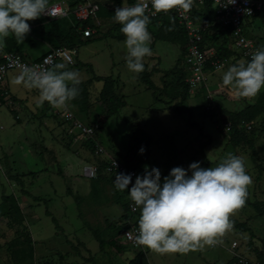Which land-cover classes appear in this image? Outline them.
I'll list each match as a JSON object with an SVG mask.
<instances>
[{"label":"rangeland","instance_id":"obj_1","mask_svg":"<svg viewBox=\"0 0 264 264\" xmlns=\"http://www.w3.org/2000/svg\"><path fill=\"white\" fill-rule=\"evenodd\" d=\"M54 1L47 0V3ZM61 1L81 3L85 0ZM88 1L99 6L96 18L91 20L92 29L96 31V34L88 39L83 36L79 37L80 42H77L76 45L77 65H90L94 74L99 77H118L121 86L117 93L125 101V107L119 111V115L109 118L104 129L94 133L95 141L109 155L112 154L116 157L112 151L123 155L126 153L128 145L127 134L131 129L130 124L139 126L151 137L149 164L151 167L159 168L163 176H167L170 169L176 166L187 169L192 162L199 161L202 166L207 161L208 167H215L229 154L239 156L243 159L246 172L252 181L247 186L250 202H264V114L251 124V130H245L257 152L256 163L260 168H256L250 158L249 148H235L228 143L227 139L230 135L227 136L228 134L222 130L225 117L219 111V108H224L229 112L242 110L246 105L253 104L264 88H261L254 97H235L231 88L223 85L222 77L224 72L236 61H233L231 65L225 64L232 61L223 62L222 70L209 75L206 79V88L214 97L215 108L208 114L204 113L206 100L201 89H198L194 95L189 96L184 104L177 107L178 111L187 110V113L178 114L174 110L175 102L167 99L165 93L166 91L179 90L177 76L164 77V74L173 68L179 57V47L166 42H155L151 49V56H145L143 60L149 71L155 66L158 70L151 76V81L159 89L155 93L158 101L156 102L153 92L147 91L144 85L137 82V73L127 67L125 40L119 41L112 36L113 23L116 22L114 13L118 7L117 4L113 0ZM48 24L43 23L45 28ZM64 25L69 27V22L66 21ZM252 25V29L256 30L257 35H251V40L257 43L260 48L264 47V19H254ZM150 34L149 47L153 42L152 32ZM28 38L29 36L26 35L23 43L20 42L22 49L24 45L27 47L26 39ZM84 40L87 42L85 43ZM1 49L2 47H0V52ZM208 49H215V47L210 45ZM35 53L36 51L33 52L34 55ZM27 55L31 57V54ZM218 60L223 61L224 59ZM67 67V70L78 72L80 82L86 84L89 89L91 103L89 117H84L72 106H65L88 125L87 123L91 121V118L94 119L97 112L95 102L102 83L98 81L89 83L91 75L87 71L79 70L77 66ZM177 70H180L184 76L187 75L182 63ZM53 71L63 70L57 68ZM20 76L10 73L7 76L6 84L0 88L2 92L0 105L6 104V107H0V264H13V261L17 264H93L87 261L91 257L95 264H125L126 259H123V256L116 251L117 249L109 243V236L112 235V232L108 226L110 222L116 229L124 226L125 219L123 220L122 216L124 214L128 216L127 210H123V205L127 202L126 195L122 196V201L118 205L110 202L111 200H107L106 197L100 199V205L92 201L90 181L82 174L84 167L90 165L86 160L85 152L87 151L90 156H95L94 152L86 147L88 144L82 141L79 144L75 143L77 145H72L71 135L63 124L65 121L64 115L61 113L63 106L54 107L59 116L56 123L48 114L50 108H42L43 113H41L32 105L30 99L25 108H30L31 111L18 109L24 106L20 100L25 99L27 93L25 91L33 90L34 96L40 97L39 90L26 86L23 80L16 83ZM68 83L71 84V82ZM24 87L26 89H22ZM7 90L16 98V106L12 104L15 99L12 100L11 96H8ZM44 104L47 106L49 103L44 101ZM30 112L33 114L31 115ZM15 116L19 117V122L15 120ZM189 116L192 123H196L202 128L203 135H207L211 139L210 145L203 149L202 155L199 153V145L205 142V139L200 136L199 130L187 125ZM54 124L56 128H53ZM57 127L60 128V131ZM47 132L49 136L43 138ZM87 142L94 141L90 139ZM68 146L71 148L68 149ZM6 155L10 156L11 168L15 173L36 174L35 177L24 178V189L31 197L22 196L20 188L6 177L3 168V157ZM2 196L18 198L21 209L19 218L25 222L28 228L26 235L30 234L35 249L37 248L42 254L32 248L31 260L27 256L21 258V242L24 234L19 226L8 220L6 214L4 215L6 206L1 202ZM32 197H38L43 201L36 202ZM112 200L115 202L114 197ZM262 209L263 216L258 217L254 210L245 203L229 214L230 219L247 222L255 238H259L256 241H252L246 233H239L230 227L215 238L214 247L200 242L186 252L165 253L157 252L143 245L136 249L128 245L125 247L130 248L129 256L135 254V251H143L149 264H226L237 253L231 248L233 242L236 241L241 245L238 254L242 256L243 261H246L247 264H264L258 262L254 254L255 251H261L264 256V206ZM46 211L56 219L60 230L55 227L51 218L46 216ZM96 212L101 215L102 219ZM103 218L109 221L104 222ZM85 224L99 231L104 241L103 252H100L97 241ZM119 242L125 244L121 238H117L118 245ZM120 246L122 247L121 244ZM11 248H14V251ZM236 264L241 263L237 262Z\"/></svg>","mask_w":264,"mask_h":264},{"label":"clouds","instance_id":"obj_2","mask_svg":"<svg viewBox=\"0 0 264 264\" xmlns=\"http://www.w3.org/2000/svg\"><path fill=\"white\" fill-rule=\"evenodd\" d=\"M148 2L156 13L173 8L188 12L194 0ZM148 2L138 0L131 6L117 7L114 13V20L126 37L127 67L135 73L144 71L143 60L152 54L148 46L151 41L148 29H153L147 27ZM234 3L235 0H229L228 5ZM46 5L47 0H0V47L10 34L23 43L30 32L28 21L39 18L47 10ZM22 80L26 86L39 90L41 102L47 101L53 107L64 106L79 95L80 79L76 71H36L25 66L16 83ZM222 83L231 88L235 97L256 96L264 88V47L258 48L247 63L230 66ZM144 152L141 146L139 154ZM251 182L243 159L232 154L215 167H202L195 161L187 169L173 167L162 178L159 168L145 166L134 183L133 174L123 172L116 173L113 181L118 190L128 191L140 209L137 243L160 253L186 252L200 242L215 244V238L231 227L229 214L245 204Z\"/></svg>","mask_w":264,"mask_h":264},{"label":"trees","instance_id":"obj_3","mask_svg":"<svg viewBox=\"0 0 264 264\" xmlns=\"http://www.w3.org/2000/svg\"><path fill=\"white\" fill-rule=\"evenodd\" d=\"M115 4H120V0H113ZM136 0H128L126 3H133ZM121 5V4H120ZM119 5V6H120ZM193 15L195 17V20L200 23H208L212 21L213 18V12L211 10L210 2H206L204 7L201 9L192 8ZM263 18V17H261ZM30 23H36L39 24L38 27L43 28L45 27L43 24H40L38 21V18L35 20H31ZM89 25L92 27L91 21L84 23L83 27H86ZM77 27V25H76ZM121 25L118 23L116 25H113L112 27V36L119 40L123 41L126 39L125 35L120 31ZM156 31L152 32V38L153 42L150 46L152 49V46L155 42L161 41L166 42L172 45H177L179 47V57L177 58L174 66L172 69H170L168 72L164 74V77L167 76H177V87H179L178 91H171V92H165L167 99H169L171 102L174 103V110L178 114H184L187 113V110L185 111H178L177 107L184 104L189 97V87L184 82V74L177 70L178 66L180 64L184 63V57L186 55V46H187V40L185 37V34L181 27L178 25L176 19L172 16V14L169 12L166 16L162 18L161 25L159 27H155ZM79 33L76 32L75 28L71 27L68 29L66 34L61 37L59 40L60 44L56 48L59 47H65L68 49H76L77 42H80L77 35ZM221 34H219L218 31L213 32H207L203 35V45L207 48H210V45H213L216 49V56L215 59H230L233 56L232 51L229 48H223L222 46L217 47L216 42L221 38ZM226 38V37H225ZM227 39V38H226ZM87 42L86 40L84 41ZM17 39L14 35L10 34L9 37H6L4 39V49L6 53H17L16 47H17ZM209 43V45H206ZM226 43V42H225ZM233 62V61H232ZM145 65V64H144ZM79 70H85L91 75V79L89 80V83L92 81H98L102 83L101 90L99 91L97 97L95 106L97 108V112L94 116V119L91 118V121L87 123L89 126H97V132L100 130L102 131L105 127L106 121L114 116L119 115V111L125 107V101L122 96L118 95V91L120 89V80L118 77L114 78L112 76L107 77H99L96 76L93 72V69L88 64H81L77 65ZM53 71V70H52ZM158 70L152 68L150 71L148 70L147 66L145 65L144 71L137 73L136 79L137 82L145 86V89L147 91H152L153 96L155 97L154 100L156 102V96L155 93L157 90H159L155 84L151 81L150 77L153 73H157ZM71 85V84H70ZM79 88V95L74 99L66 103L71 105L72 107L76 108L78 112H80L84 117H89V113L91 110V103H90V92L86 84L81 83L77 86ZM165 91V90H163ZM0 95H2L1 89H0ZM0 101H2V98H0ZM68 105V106H69ZM189 111V110H188ZM219 111L221 115L225 117V120L230 124L231 131L228 134V143L235 147H247L250 149V158L256 168H260L259 165L256 163V156L257 152L255 151L252 140L248 138V136L245 133L246 128L244 126H251L252 123H254L260 116L264 114V91H262L253 104L246 105L242 110L238 112H229L224 109L219 108ZM207 113L208 112H205ZM187 125L189 127H194L197 130H199L200 136L205 139V142H202L199 145V153L202 155L203 149L210 145L211 139L207 135H203L202 128L196 124L192 123L190 116L187 121ZM131 129L129 130L127 136H128V145L126 149V153L124 156H116L117 159L122 160L129 168L135 170L139 175L143 174L145 166H149V157L151 155L150 145H151V137L149 134H147L144 130L140 129L138 126L130 124ZM251 130V128L249 129ZM88 144L86 147H88L91 151L94 152V145L91 142H86ZM143 146L145 148V152L143 154H139V149ZM209 163L205 161V163L202 165V167H208ZM3 168L4 172L6 174V177L9 181L14 182L19 188L22 196H28L31 197L25 190H24V184H23V178L25 176H34V173L29 174H16L13 172L9 165V161L7 156L3 157ZM100 170H103V165H100ZM164 176L162 175V178ZM259 178L257 177V180ZM125 195L126 193L122 191ZM14 199V200H13ZM11 198L9 196H2L1 202L6 206L4 215L6 214V218L8 220L13 221V223L20 227L22 230V234H24L22 244V257L25 258L26 256L31 260L32 258V243L30 241V234L28 233V228L26 227L24 221L19 218V212L20 208L15 198ZM32 199L36 202L43 201L42 199L38 197H32ZM78 202V201H77ZM245 203L248 207L252 208L255 212V214L258 217L263 216V209L262 206H264V202L254 201L250 202L249 200V192L247 191V196L245 198ZM123 210H127L128 216L124 214L122 216L124 222L129 221L133 216L128 211L127 205H123ZM47 217L51 218L52 223L55 225V227L60 230L56 219L48 212H45ZM231 223V227L235 230H237L239 233H246L249 238L255 239V235L253 234L252 230L247 226V223L239 222L234 219H229ZM124 226L121 228L114 229L108 226L109 230L112 232L111 240L109 243L113 245L114 248L119 250L121 248L120 245H118L115 241V238L119 236L121 233H123L126 229L129 228V224L125 223ZM86 228L91 231L93 237L97 241L99 245L100 252H103L104 247V241L101 238V235L97 229H94L90 227L88 224L86 225ZM114 232V233H113ZM262 242V241H261ZM1 248V244H0ZM239 247L235 250H238ZM238 253V252H237ZM255 258L258 262L264 263V256L261 251H255ZM14 257V256H13ZM87 261L92 262L93 264V258H88ZM239 262L238 259L232 258L228 263L226 264H236ZM13 264H17L16 262ZM47 264V263H46ZM126 264H149L146 258V255L144 252L139 251L134 255L132 259H130Z\"/></svg>","mask_w":264,"mask_h":264},{"label":"built area","instance_id":"obj_4","mask_svg":"<svg viewBox=\"0 0 264 264\" xmlns=\"http://www.w3.org/2000/svg\"><path fill=\"white\" fill-rule=\"evenodd\" d=\"M210 2L211 10L213 12V18L211 22L200 23L195 20L192 8L204 7L206 2ZM136 0L133 3H125L122 6H131L137 3ZM148 2V0H146ZM229 0H194L193 6L190 11L184 12L179 8H173L168 12H154L151 3L148 2V8L146 14L150 15V23L148 28H155L161 25L162 18L169 12L176 19L178 25L183 30L186 40V55L184 57L183 66L187 75L184 78V82L189 87V95H194L198 89L204 94L206 100V106L204 111L210 112L215 108L214 97L206 88V79L209 75L222 70L224 63L227 60L219 61L215 59L216 49H208L203 45V35L207 32L218 31L221 34V38L216 42L217 47L229 48L232 53V61L247 63L252 54L260 48L257 43L250 40L243 31V23L247 19L256 17H264V0H235L234 4H229ZM47 10L39 17L44 23L54 22L57 20H69L74 21L72 27L76 32L81 34L85 39L90 38L96 34V31L86 26L84 23L96 18L99 11V6L96 3L85 0L73 8H69L60 2H55L49 6H46ZM250 10V11H249ZM77 25V27H76ZM227 39H226V38ZM226 42V43H225ZM253 42V43H252ZM57 63H62L65 66L75 67L76 62V49H68L65 47H59L48 51L37 61H30L28 58L22 57L14 53H6L1 50L0 52V84L5 83L7 76L10 73L23 75V69L25 66L31 67L36 71H52ZM65 106V105H64ZM62 107L61 113L64 115V126L70 135L73 136V143L80 141L86 143L90 139L94 142V154L98 158V162L85 166L82 176L86 179H94L100 169V165H103V171L115 178L116 173H132L133 183L135 176L139 175L135 170L129 168L122 160L117 159L112 154L109 155L96 141L94 133H97L98 127H90L83 123L71 109L68 107ZM94 128V129H93ZM249 130V126H244ZM222 130L229 134L231 131L230 124L223 119ZM94 135V136H93ZM131 184L129 188H131ZM126 193V205L131 216H136L140 209L135 205L134 201L130 198L127 190ZM129 224V228L126 229L121 239L132 248H139L136 241L138 235V227L136 222L131 220L126 222ZM214 247L215 244L210 245ZM231 248L233 250L238 248L236 242H233ZM234 258L239 260L241 264H247L243 261L240 254H234Z\"/></svg>","mask_w":264,"mask_h":264},{"label":"crops","instance_id":"obj_5","mask_svg":"<svg viewBox=\"0 0 264 264\" xmlns=\"http://www.w3.org/2000/svg\"><path fill=\"white\" fill-rule=\"evenodd\" d=\"M128 0H126L125 2L123 1V0H120V4L122 5V4H125L126 2H127ZM55 2H60V3H63L65 6H68L69 8H73L75 5H77V4H79L78 2H73V3H64V2H62L61 0H55L54 2H52V3H47V5L46 6H49V5H51V4H53V3H55ZM119 4V5H120ZM118 4H117V6H119ZM117 8V7H116ZM197 9H201L202 10V7H199V8H197ZM264 19V18H261V17H256V18H252V19H247V20H245L244 21V23H243V31H244V34L251 40V35H257V32H256V30H254V29H252V24H253V20L255 19ZM38 21L40 22V24H43L44 22L43 21H40V19L38 18ZM69 22V27H66L64 24H65V22ZM28 23L30 24V32L27 34L28 36H29V38L28 39H26L28 42H27V47H25V45H24V47H23V49L21 48V44H20V42L18 41V43H17V47H16V50H17V53H19L18 55H20V56H22V57H25V58H28L30 61H37L40 57H42L44 54H46L48 51H50V50H52V49H55L57 46H58V44H60V42H59V40L61 39V37L62 36H64L65 34H66V32L68 31V29L69 28H71L72 27V23L73 22H71V21H69V20H57V21H54V22H49V24L47 25V27L45 28V27H43V28H40V27H38V25L39 24H36V23H30V21H28ZM74 24V23H73ZM91 24H92V22H91ZM116 24H118V22H115V23H113V25H116ZM88 27H90L89 25H87ZM92 27H93V24H92ZM92 27H90V28H92ZM152 30H154V31H152ZM148 31L149 32H155L156 31V28H153V29H148ZM77 35H79V34H77ZM10 36V35H9ZM8 36V37H9ZM81 34H80V36H78V39H79V37L81 38ZM58 38H59V40H58ZM79 41H80V39H79ZM85 41V40H84ZM152 41H153V38H152ZM157 42H161V41H157ZM25 43V42H24ZM2 48L4 49V44H3V46H2ZM5 50V49H4ZM34 51H36V53H35V55L33 54V52ZM27 54H31V57H29ZM177 60V59H176ZM230 61H232V59L230 58V59H228L226 62H230ZM156 63V62H155ZM154 63V64H155ZM238 63H240V62H234V64H238ZM231 64H233V62H230V63H226L225 65H231ZM59 65H63L64 67L62 68V70L63 71H65V70H67V66H65L64 64H62V63H57V65H56V67L54 68V70H57V68H59L58 66ZM154 67V66H153ZM157 67L155 66L154 67V69H156ZM152 76V75H151ZM150 79H151V77H150ZM6 84V81H5V83H3L2 85H5ZM2 85H0V88H1V86ZM145 87V86H144ZM22 89H26L25 87L24 88H22ZM8 91V90H7ZM25 92H27L26 93V95H25V99L23 100V99H21L20 101L23 103L22 105H24L23 107H20V108H18V109H25V110H27V111H31V109L29 108H25L26 107V105H27V103H28V100L30 99V100H32V105H34L35 107H36V109L38 110L39 109V111L41 112V113H43L42 112V108H44V109H47V107L48 108H50L49 109V112H48V114L52 117V120H54V122L56 123L57 122V119H58V115H57V111L55 110V108L52 106V105H50V104H48L47 106H45V104H44V102H41V99H40V97H37V96H34V93L35 92H33V90H27V91H25ZM37 92V91H36ZM8 96H11V98H12V100H14L15 99V102L14 103H12L14 106H16L15 104L17 103L16 101V98L14 97V95L12 94V93H10V91H8ZM0 97H1V95H0ZM258 97V96H257ZM256 97V98H257ZM189 98V97H188ZM188 98H187V100H188ZM4 99V98H3ZM162 103H164V102H162ZM174 103V102H173ZM69 104H67V106H68ZM219 105V104H218ZM69 106H71V105H69ZM0 107H6V104H1L0 105ZM37 107H39V108H37ZM220 107H222V106H220ZM223 108V107H222ZM224 109V108H223ZM240 111V110H239ZM238 112V111H237ZM30 114L32 115L33 113L32 112H30ZM15 118V120L17 121V122H19L20 121V119H19V117L18 116H15L14 117ZM59 123H62V122H59ZM54 127L53 128H56V125L54 124L53 125ZM137 126V125H136ZM139 127V126H138ZM64 128H66V127H64ZM140 128V127H139ZM57 129L60 131V128L59 127H57ZM141 129V128H140ZM143 130V129H142ZM145 131V130H144ZM46 134V136L45 137H43V138H46L47 136H49V133L47 132V133H45ZM148 134V133H147ZM226 134V133H225ZM228 136V135H227ZM173 137V136H172ZM171 138V137H170ZM229 138V137H228ZM47 140V139H46ZM228 140V139H227ZM73 141V136L71 135V143H72V145H74L75 143H73L72 142ZM78 144V143H77ZM77 144H75V145H77ZM68 149H70L71 148V146H68L67 147ZM113 153H114V155L115 156H124L125 155V153L122 155V154H120V153H118L117 151H112ZM86 153V160L87 161H89V164L90 165H92V164H94V163H96V162H98V158L97 157H95L94 155H89V153L86 151L85 152ZM204 155V154H203ZM7 156V158H8V161H10V159H9V157H8V155H6ZM10 167H11V161H10ZM151 167V166H150ZM12 169V168H11ZM13 170V169H12ZM13 172H14V170H13ZM15 173V172H14ZM17 174V173H16ZM24 175H26V174H24ZM35 175L36 174H34V176H32V177H35ZM29 176V175H28ZM25 177H27V176H25ZM24 177V178H25ZM24 178L22 179L23 180V184H24V186H25V181H24ZM115 180V178L113 177V176H110V175H108L107 173H105L103 170H100L97 174H96V177L94 178V179H89L88 181H90V195H91V197H92V201H95V203L97 204V205H100V199L101 198H104L105 199V197L107 198V200H111L110 202H113V203H116L117 205L118 204H120V202L122 201V196L123 197H125V195L123 194V192L122 191H120V190H118L116 187H115V185H114V183H113V181ZM261 184V183H260ZM257 186V185H256ZM25 190V189H24ZM26 191V190H25ZM27 192V191H26ZM28 193V192H27ZM113 197H114V200H115V202L112 200L113 199ZM15 199H16V201H17V203H18V198L15 196ZM19 205V204H18ZM21 210V209H20ZM22 212H24L23 210H22ZM97 213V212H96ZM98 214V216H99V218H101L102 219V217H101V215L99 214V213H97ZM138 215H139V217H138ZM138 215H136V217L134 216L133 218H131L130 220H131V222L133 223V222H136V226L138 227V220H139V218H140V215H141V213H140V211H139V213H138ZM25 218V217H24ZM230 219V218H229ZM103 221L105 222V221H109L108 219H106V218H103ZM25 223V222H24ZM126 222H124V224H125ZM247 223V222H246ZM26 225V224H25ZM109 225H110V227H112V228H114V229H116L115 227H113V224H112V222H110L109 223ZM90 226V225H89ZM248 226V225H247ZM27 227V226H26ZM91 227V226H90ZM109 229V228H108ZM253 232V231H252ZM114 233V232H113ZM254 234V233H253ZM122 235V234H121ZM121 235L120 236H117L116 238H115V241L117 240V238H121ZM112 236V235H111ZM111 236H109V241L111 240ZM257 239H259V238H255V239H252V241H256ZM30 241H31V243H32V247H33V249L34 250H36L37 251V253H41L42 254V252L41 251H38L37 250V248L35 249V246H34V242H33V240H32V238H31V236H30ZM234 242H236V241H234ZM237 243V242H236ZM122 245V247L119 249V250H116V251H118L119 253H120V255H122L123 256V259H126V263H127V261L128 260H130V259H132L133 257H134V255L136 254V253H138L139 251H135V254H133V255H131V256H129V252L130 251H128L130 248L129 247H125V246H127V245H125V244H122V243H120L119 242V245ZM237 245H238V247H241V245H239L238 243H237ZM1 249V248H0ZM134 249H136V248H134ZM11 250L12 251H14V248H11ZM240 250V249H239ZM234 252H238V250H233ZM232 251V255L234 254V252ZM232 259V258H231ZM125 263V264H126Z\"/></svg>","mask_w":264,"mask_h":264}]
</instances>
